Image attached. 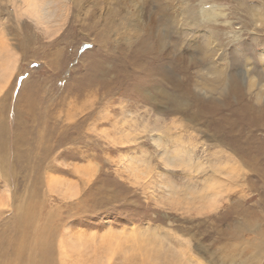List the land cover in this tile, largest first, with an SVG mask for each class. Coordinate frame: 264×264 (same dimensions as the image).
<instances>
[{"label": "rangeland", "instance_id": "obj_1", "mask_svg": "<svg viewBox=\"0 0 264 264\" xmlns=\"http://www.w3.org/2000/svg\"><path fill=\"white\" fill-rule=\"evenodd\" d=\"M27 4L0 0V264H252L264 0Z\"/></svg>", "mask_w": 264, "mask_h": 264}, {"label": "bare ground", "instance_id": "obj_2", "mask_svg": "<svg viewBox=\"0 0 264 264\" xmlns=\"http://www.w3.org/2000/svg\"><path fill=\"white\" fill-rule=\"evenodd\" d=\"M31 1H32V3H31ZM45 1H47V0H42V2H45ZM49 1H51V0H49ZM55 1H57V0H55ZM159 1H161V0H159ZM39 2H40V0H28V6H30L31 4L35 7L36 6V8H40V7H42V6H39ZM53 2V1H52ZM30 3V4H29ZM45 4H47V3H45ZM41 5V4H40ZM49 4H47V6H48ZM47 6H44V7H47ZM49 7V6H48ZM54 7V6H53ZM55 9V8H54ZM46 10V9H45ZM48 10H49V8H48ZM50 11V10H49ZM207 10L206 9H203V11H202V13L203 14H205L206 15V12ZM213 11V10H212ZM53 12L55 13V10H53ZM204 12H206V13H204ZM40 13V12H39ZM53 13V14H54ZM52 13H50L49 14V16H47V17H43V15H41V13H40V21H48L49 20V18H51L52 17V15H53ZM56 14H57V12H56ZM55 14V18H56V15ZM210 14H208V16H209ZM137 17V16H135L134 14L131 16V17ZM212 16V15H211ZM39 17H37V18H39ZM214 17H217V15L215 14V15H213L212 17H207V19H211V18H214ZM51 19H53V18H51ZM134 20H136V19H134ZM126 21V23H127V21L128 20H125ZM133 21V20H132ZM131 22V21H130ZM136 22V21H135ZM138 22H140V17L137 19V23ZM128 24V23H127ZM47 26V25H46ZM48 28V27H47ZM164 38H162V40H163ZM164 41H165V39H164ZM164 45V44H163ZM162 45V46H163ZM220 71H222V70H220ZM223 74H225L224 72H223ZM223 74H220V76H219V80H218V82L217 83H215V84H217V85H222V89L224 88V86L226 87V85L225 84H228L229 83V79L227 80V79H225V78H223ZM6 75V74H5ZM4 75V76H5ZM8 79V78H7ZM217 80V79H216ZM207 81V80H206ZM7 82V81H6ZM214 83V82H213ZM3 84H5V82L3 83ZM230 84V83H229ZM211 85H214V84H211ZM216 85V86H217ZM217 88L219 89V86H217ZM221 89V90H222ZM164 98H165V100L167 99L169 102H170V110L172 111V113H178V112H181V111H183V110H185V108L188 106L187 105V101H185L183 98H180V96L179 95H172V94H168V93H166V94H164V96H163ZM180 100H179V99ZM155 125V124H154ZM158 135V134H157ZM158 137H156V139H157ZM156 139H154L155 141H156ZM180 139H178L177 141H179ZM167 143V142H166ZM175 143V142H174ZM183 143V142H182ZM158 145H159V143H158ZM161 145V144H160ZM159 145V146H160ZM175 145H178V144H175ZM179 146H181V144L179 145ZM184 146V145H183ZM165 147V146H164ZM182 147V146H181ZM160 148V147H159ZM168 148H169V146H168ZM177 148V147H176ZM161 151H163V149H160ZM195 149H193V150H188L187 152H182V150L181 149H179V153H177L176 151H172L171 150V153H174L175 152V154H173L174 156H169L168 157V159H166V163H170V165H168V166H166V167H176V168H179V167H184L186 170H187V168L188 169H192V170H194L193 169V167L194 168H196V170H194V171H198L197 169H203V165H202V163L201 162H197L198 164H197V166H194L196 163H195V161H196V157H195V151H194ZM170 151V150H169ZM180 151H181V154H180ZM164 152V151H163ZM165 152H166V150H165ZM167 154H169L168 152H166ZM191 153V154H190ZM160 160V159H159ZM163 160V159H162ZM145 162V161H144ZM165 163V162H164ZM161 164H162V162H161ZM199 165V166H198ZM168 169H171V168H168ZM167 170V169H166ZM167 171H169V170H167ZM193 172V171H192ZM216 173V172H215ZM173 186V185H172ZM215 195V194H214ZM202 203V202H201ZM21 225V224H20ZM21 228V227H20ZM19 235V234H18ZM20 237V236H19ZM21 239V238H20ZM156 240V239H155ZM19 243V242H18ZM24 243V242H23ZM23 243H21V244H23ZM3 244V243H2ZM44 244V243H43ZM18 246H20L19 244H18ZM23 246V245H22ZM45 246V245H44ZM28 246H26V248H27ZM26 248H24V249H26ZM253 248V250H254V255L252 256L253 258L251 259V261L253 262V263H255V264H257L260 260H261V256L264 254V246H263V242H262V244L261 245H255V246H253L252 247ZM23 249V250H24ZM23 250H22V247L21 248H19V249H17V256L20 258L22 255H23ZM39 250V249H38ZM41 250V249H40ZM15 252V251H14ZM40 253H41V251H40ZM37 254V253H36ZM36 254H35V256H36ZM39 254V253H38ZM44 255V254H43ZM33 256V255H32ZM31 256V257H32ZM40 257L42 256V255H39ZM47 256V255H46ZM28 257V256H27ZM34 257V256H33ZM43 257H45V256H42V260H39V261H37V263L36 264H48L47 262H45V258H43ZM27 259V258H26ZM24 260V259H23ZM28 260V259H27ZM43 261V262H42ZM18 262V261H17ZM35 258H34V260H30V262H28L29 264H35ZM49 262V261H48ZM12 263V262H11ZM51 263V262H50ZM252 263V264H253ZM15 264H17V263H15ZM20 264V263H19Z\"/></svg>", "mask_w": 264, "mask_h": 264}]
</instances>
